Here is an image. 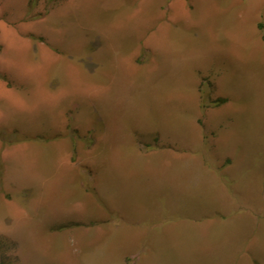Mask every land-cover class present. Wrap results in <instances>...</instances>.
Instances as JSON below:
<instances>
[{
    "label": "rangeland",
    "instance_id": "1",
    "mask_svg": "<svg viewBox=\"0 0 264 264\" xmlns=\"http://www.w3.org/2000/svg\"><path fill=\"white\" fill-rule=\"evenodd\" d=\"M0 70L4 264H264V0H0Z\"/></svg>",
    "mask_w": 264,
    "mask_h": 264
},
{
    "label": "crops",
    "instance_id": "2",
    "mask_svg": "<svg viewBox=\"0 0 264 264\" xmlns=\"http://www.w3.org/2000/svg\"><path fill=\"white\" fill-rule=\"evenodd\" d=\"M1 71V70H0ZM0 74H1V76H3L4 75V77H6V79H3L1 76H0V90H3V89H13V87L12 86H14L13 85V83H12V80H10L9 79V77H8V75L4 72V73H2V72H0ZM15 88L17 87V86H14ZM19 149H21L22 147H20V146H17ZM8 148V150L6 149V152L7 153H12V151L11 150H9V148L10 147H7Z\"/></svg>",
    "mask_w": 264,
    "mask_h": 264
},
{
    "label": "trees",
    "instance_id": "3",
    "mask_svg": "<svg viewBox=\"0 0 264 264\" xmlns=\"http://www.w3.org/2000/svg\"><path fill=\"white\" fill-rule=\"evenodd\" d=\"M0 264H4L2 261H0Z\"/></svg>",
    "mask_w": 264,
    "mask_h": 264
}]
</instances>
